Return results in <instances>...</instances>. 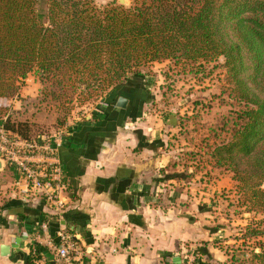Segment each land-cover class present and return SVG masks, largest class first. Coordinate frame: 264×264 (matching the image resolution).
<instances>
[{"label":"trees","instance_id":"trees-1","mask_svg":"<svg viewBox=\"0 0 264 264\" xmlns=\"http://www.w3.org/2000/svg\"><path fill=\"white\" fill-rule=\"evenodd\" d=\"M164 62L188 73L226 70L229 109L204 125L194 173H230L239 206L264 218V0H0V123L9 135L15 108L1 101L20 98L31 74L63 122L75 103L106 100ZM261 236L264 226L248 227L245 239ZM257 248L245 264H264V245ZM39 260L32 247L26 264Z\"/></svg>","mask_w":264,"mask_h":264},{"label":"crops","instance_id":"crops-1","mask_svg":"<svg viewBox=\"0 0 264 264\" xmlns=\"http://www.w3.org/2000/svg\"><path fill=\"white\" fill-rule=\"evenodd\" d=\"M140 82L146 81L132 77L71 127L68 145L59 150L71 183L64 213L50 211L38 195L23 194L14 186L18 173L6 165L0 264H26L32 247L41 257L36 264H55L47 243L62 230L77 241L88 264H189L194 251L204 264H245L246 254L235 263L234 255L214 245L217 230L206 232L197 197L184 193L191 188L180 190L200 173L191 168L188 179L169 170L174 157L166 132L172 126L149 108L148 86ZM121 98L126 108L117 107ZM2 246L9 248L7 256Z\"/></svg>","mask_w":264,"mask_h":264},{"label":"rangeland","instance_id":"rangeland-1","mask_svg":"<svg viewBox=\"0 0 264 264\" xmlns=\"http://www.w3.org/2000/svg\"><path fill=\"white\" fill-rule=\"evenodd\" d=\"M94 1L98 5H107L115 1L120 3V0ZM131 1L125 0L124 5L129 6ZM44 9L42 6V10ZM138 76L146 81L140 84L148 86L146 93L149 97V108L155 111L158 117H165L172 126L166 132L171 137L170 151L174 157L169 170L173 175H184L190 179L189 170L195 168L199 161H203H198L196 155L199 145L203 146L200 143L202 138L207 134L204 125L213 122L219 114L229 109L222 104V99H226L225 91L228 87L226 70L220 68V64H210L199 73H188L182 72L172 62H164L142 68ZM40 86L37 76L31 74L25 82L20 98L16 97L13 101L2 100L3 105L15 108L11 109L10 128L13 133L10 137L38 141L50 139L60 132L69 131L75 122L84 121L86 117L92 116L106 101L77 102L66 121L62 122L58 121L60 115L54 104L40 93ZM192 118L199 123L198 126L194 125ZM181 122L188 126L183 131L180 129ZM14 133L20 134L16 136ZM5 171L6 162L0 171V184L6 186V173L3 174ZM179 187L182 191L192 189L191 194L189 190L184 193H187L189 198L197 197L198 205L203 211L206 232L217 230L214 232L216 236L213 243L222 250L221 252H226L229 256L234 255L232 261L234 259L235 263H240L243 254L247 255L253 250L259 252L257 245H264V236L256 239H245V236L248 227H263L264 218L262 215L248 213L245 208L239 206V196L230 173L212 171L208 167L202 169L196 179L186 180L179 184ZM236 256L239 258L235 259Z\"/></svg>","mask_w":264,"mask_h":264},{"label":"built area","instance_id":"built-area-1","mask_svg":"<svg viewBox=\"0 0 264 264\" xmlns=\"http://www.w3.org/2000/svg\"><path fill=\"white\" fill-rule=\"evenodd\" d=\"M66 135L68 131L47 140L28 142L10 137L0 126V159L18 173L14 186L23 194L42 197L50 211L57 214L66 210V195L71 188L59 156ZM42 229L47 231L46 223L42 224ZM47 245L53 251L55 264H88L84 262L85 253L77 241L65 230L59 231L57 240H49ZM201 259L194 251L189 264H201Z\"/></svg>","mask_w":264,"mask_h":264},{"label":"water","instance_id":"water-1","mask_svg":"<svg viewBox=\"0 0 264 264\" xmlns=\"http://www.w3.org/2000/svg\"><path fill=\"white\" fill-rule=\"evenodd\" d=\"M120 3L122 5H124L125 4V0H120ZM127 103H128V101L126 99L121 98L118 101V103H117V107L118 108H126ZM3 168H4V162L0 159V171L3 170ZM8 249L9 248L7 246H2V254L4 256H7L8 255Z\"/></svg>","mask_w":264,"mask_h":264}]
</instances>
